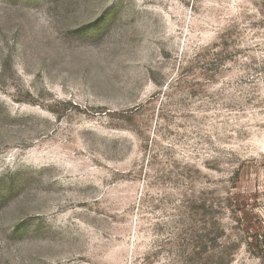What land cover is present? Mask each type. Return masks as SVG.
I'll return each instance as SVG.
<instances>
[{
  "label": "rangeland",
  "instance_id": "rangeland-1",
  "mask_svg": "<svg viewBox=\"0 0 264 264\" xmlns=\"http://www.w3.org/2000/svg\"><path fill=\"white\" fill-rule=\"evenodd\" d=\"M0 264H264V0H0Z\"/></svg>",
  "mask_w": 264,
  "mask_h": 264
}]
</instances>
